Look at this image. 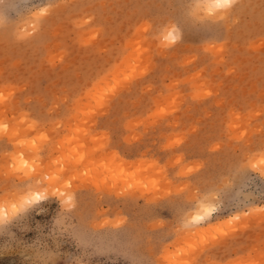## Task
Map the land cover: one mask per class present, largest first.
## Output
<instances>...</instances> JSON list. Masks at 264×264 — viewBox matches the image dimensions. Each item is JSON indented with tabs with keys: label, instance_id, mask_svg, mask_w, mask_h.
<instances>
[{
	"label": "rangeland",
	"instance_id": "rangeland-1",
	"mask_svg": "<svg viewBox=\"0 0 264 264\" xmlns=\"http://www.w3.org/2000/svg\"><path fill=\"white\" fill-rule=\"evenodd\" d=\"M0 207V264H264V0H0Z\"/></svg>",
	"mask_w": 264,
	"mask_h": 264
},
{
	"label": "bare ground",
	"instance_id": "bare-ground-1",
	"mask_svg": "<svg viewBox=\"0 0 264 264\" xmlns=\"http://www.w3.org/2000/svg\"><path fill=\"white\" fill-rule=\"evenodd\" d=\"M220 4H221V0H207V12H216V10H219V9H221V8H224V7H221L220 6ZM210 14V13H209ZM42 188H43V186H42ZM45 188V187H44ZM45 191V190H44ZM119 191V190H118ZM35 192H38L39 193V191H36L35 190ZM29 193V192H28ZM31 193V192H30ZM29 193V194H30ZM38 193H31L32 195H34V194H36L37 195V198L39 197H42L41 195H40V193L38 194ZM42 194V193H41ZM48 194V193H47ZM122 194V193H121ZM23 195H24V193H23ZM26 195H27V192H26ZM25 195V196H26ZM43 195V194H42ZM24 196V197H25ZM23 197V196H22ZM30 197H32L31 195H30ZM30 197H28L27 196V199L29 200V198ZM36 198V199H37ZM38 198V199H39ZM20 199V198H19ZM34 198H32V200H33ZM36 199L34 200V201H36ZM37 199V200H38ZM42 199V198H41ZM21 201H23V202H25V200L23 199H21ZM19 202V201H18ZM18 202H16V204H15V206H18L17 205V203ZM20 203V202H19ZM5 207H6V205H5ZM1 208V207H0ZM4 210V209H3ZM6 210V209H5ZM5 210L4 211H1L2 212V214H1V216H3L4 215V213L3 212H5ZM198 212V211H197ZM210 212H211V208L209 207V205L208 204H205V203H203L202 205H201V208H200V213H198V215H197V219H202L201 217L203 216V214H210ZM213 212H214V210H213ZM12 213V212H11ZM5 214H7L6 212H5ZM4 216H6V215H4ZM211 216V215H210ZM204 217H205V215H204ZM208 218V217H207Z\"/></svg>",
	"mask_w": 264,
	"mask_h": 264
},
{
	"label": "clouds",
	"instance_id": "clouds-1",
	"mask_svg": "<svg viewBox=\"0 0 264 264\" xmlns=\"http://www.w3.org/2000/svg\"><path fill=\"white\" fill-rule=\"evenodd\" d=\"M234 0H221V7L227 8L230 7Z\"/></svg>",
	"mask_w": 264,
	"mask_h": 264
}]
</instances>
